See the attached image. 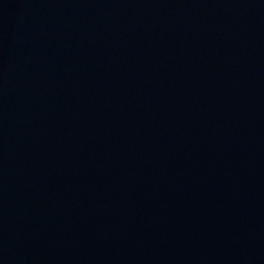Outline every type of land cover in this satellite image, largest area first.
I'll use <instances>...</instances> for the list:
<instances>
[{"label": "water", "instance_id": "water-1", "mask_svg": "<svg viewBox=\"0 0 264 264\" xmlns=\"http://www.w3.org/2000/svg\"><path fill=\"white\" fill-rule=\"evenodd\" d=\"M0 264H264V0H0Z\"/></svg>", "mask_w": 264, "mask_h": 264}]
</instances>
